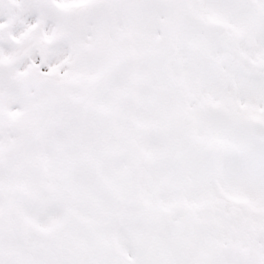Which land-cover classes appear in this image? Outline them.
Returning a JSON list of instances; mask_svg holds the SVG:
<instances>
[{"label": "snow or ice", "instance_id": "snow-or-ice-1", "mask_svg": "<svg viewBox=\"0 0 264 264\" xmlns=\"http://www.w3.org/2000/svg\"><path fill=\"white\" fill-rule=\"evenodd\" d=\"M0 264H264V0H0Z\"/></svg>", "mask_w": 264, "mask_h": 264}]
</instances>
